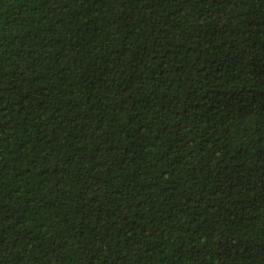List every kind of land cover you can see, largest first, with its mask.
I'll return each instance as SVG.
<instances>
[{"label": "trees", "instance_id": "obj_1", "mask_svg": "<svg viewBox=\"0 0 264 264\" xmlns=\"http://www.w3.org/2000/svg\"><path fill=\"white\" fill-rule=\"evenodd\" d=\"M0 264H264V0H0Z\"/></svg>", "mask_w": 264, "mask_h": 264}]
</instances>
